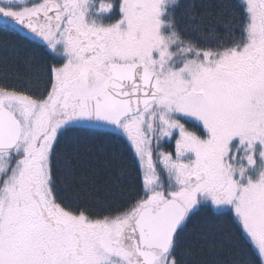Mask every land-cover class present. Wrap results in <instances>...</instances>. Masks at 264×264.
I'll list each match as a JSON object with an SVG mask.
<instances>
[{
  "label": "snow or ice",
  "instance_id": "obj_1",
  "mask_svg": "<svg viewBox=\"0 0 264 264\" xmlns=\"http://www.w3.org/2000/svg\"><path fill=\"white\" fill-rule=\"evenodd\" d=\"M114 4L0 0L52 61L36 92L0 85V264H264V0L189 4L185 30L178 0H118L106 24ZM85 134L127 147L135 187L113 158L111 201L65 199ZM197 220L227 260L193 259Z\"/></svg>",
  "mask_w": 264,
  "mask_h": 264
},
{
  "label": "trees",
  "instance_id": "obj_2",
  "mask_svg": "<svg viewBox=\"0 0 264 264\" xmlns=\"http://www.w3.org/2000/svg\"><path fill=\"white\" fill-rule=\"evenodd\" d=\"M214 2L215 0H178V6L174 9L178 28L185 30L190 24L187 15L189 4L201 5ZM201 10L197 8V12ZM108 18L111 20L116 16L108 15ZM210 28L215 30L216 37L205 39L197 37L200 45L215 46L224 37L225 29L222 24L213 22ZM210 28H205L204 31L207 33ZM51 62L50 56L41 47L35 43H29L21 35L0 25V85L36 92L37 87H43L40 82L46 79V69ZM74 147L76 175L75 178L66 177V183L62 185V194L67 201L92 206H95L98 200L111 201L115 195L110 179L114 173L113 158L129 173L123 178V185L125 187L136 186L137 172L132 164L131 154L125 145L113 144L103 137L85 134ZM173 149L174 145L164 146V150ZM82 176L86 178L82 179ZM217 223L215 220L195 222L187 241L195 253L193 259L225 261L229 258L227 247L220 249L215 256L209 253L210 246H219L222 243L221 233L215 230ZM220 227L228 231L231 225L224 222L220 224Z\"/></svg>",
  "mask_w": 264,
  "mask_h": 264
},
{
  "label": "flooded vegetation",
  "instance_id": "obj_3",
  "mask_svg": "<svg viewBox=\"0 0 264 264\" xmlns=\"http://www.w3.org/2000/svg\"><path fill=\"white\" fill-rule=\"evenodd\" d=\"M30 2H31V0H30ZM40 2H42V0H40ZM100 2H102V0H95V3L97 4V6L99 5ZM103 2H109V1L103 0ZM108 15H115L116 18L109 20ZM118 18H119L118 0H116L112 11L109 14H105V16L102 17V20L104 23L107 24V23L114 22Z\"/></svg>",
  "mask_w": 264,
  "mask_h": 264
},
{
  "label": "rangeland",
  "instance_id": "obj_4",
  "mask_svg": "<svg viewBox=\"0 0 264 264\" xmlns=\"http://www.w3.org/2000/svg\"><path fill=\"white\" fill-rule=\"evenodd\" d=\"M174 150V149H173Z\"/></svg>",
  "mask_w": 264,
  "mask_h": 264
}]
</instances>
